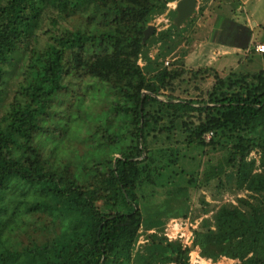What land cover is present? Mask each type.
Returning a JSON list of instances; mask_svg holds the SVG:
<instances>
[{"label": "trees", "instance_id": "16d2710c", "mask_svg": "<svg viewBox=\"0 0 264 264\" xmlns=\"http://www.w3.org/2000/svg\"><path fill=\"white\" fill-rule=\"evenodd\" d=\"M174 1L0 0V264H190L195 247L264 264V52L226 75L186 50L158 62L149 44L169 53L185 29ZM191 190L212 202L187 245L164 226Z\"/></svg>", "mask_w": 264, "mask_h": 264}, {"label": "rangeland", "instance_id": "374dc122", "mask_svg": "<svg viewBox=\"0 0 264 264\" xmlns=\"http://www.w3.org/2000/svg\"><path fill=\"white\" fill-rule=\"evenodd\" d=\"M175 2L176 1L169 3V8L174 9ZM197 2L195 12L191 14L193 17L191 19L188 18V20L185 19L184 22H182V27H185L184 31L181 33L182 35L179 38L172 39L178 40L177 45L173 47L174 49L169 53L165 52L166 50L162 49V44L160 42H154L148 46V55L151 58H155L158 55V62L169 66L172 60H178L179 57H182L183 51L186 50L188 53H185V58L182 57L183 60H185L184 63L186 67L212 66V68L221 75H226L238 69L249 70L255 67L254 64L251 63L250 58L248 59L246 55L251 53V50H249L250 47H253L254 50V46L257 43L264 44V0H198ZM225 2H228L229 5ZM219 4L221 5L219 6ZM202 5L204 6L203 11L198 9V7ZM215 13H226L230 16L234 14L236 19L243 21L253 28H251L253 33L246 50L233 49L234 53H232V51H230L231 48L229 49V47L226 46L227 49L225 46L221 45L223 42H219L212 31L215 25L221 22V20H213V14ZM169 14H161L154 18L149 24H152L156 31L162 30L170 24ZM202 16L207 17L200 20ZM222 16V19H225L224 16L226 15L222 14ZM149 36H151V34ZM218 36L219 35H217V37ZM222 38L224 37L222 36ZM168 42L169 44L172 43L171 40H168ZM217 49L218 51L216 52ZM224 50H226V52H223ZM227 50L230 52L228 51L229 53H227ZM220 55L222 57H219ZM143 63L144 61L139 59V64L142 65ZM261 66L262 63H260V67ZM205 85L209 87L211 85L210 80H208ZM206 138H208V136H206ZM180 197L182 196H178L177 199H183ZM200 197L206 202H212L210 193L207 190L198 192L191 190L188 194V199H186L182 205H171L172 212L178 215L182 213L184 205H188L190 209L189 218L181 219L176 217L169 219L165 224L164 232H168L172 236V239L179 238L182 240L183 244H191L190 230L192 227L196 226L197 222L202 217V210L199 208L201 206L203 207V204L199 200ZM161 198L162 195L155 194L156 201L162 200ZM152 205L153 203L151 204L149 200L150 211L154 210ZM194 215L195 219L191 221ZM141 239L142 237H140V240ZM189 262L190 264H234L235 260L226 258H221L216 262L205 260L198 255V248L195 247L189 253Z\"/></svg>", "mask_w": 264, "mask_h": 264}, {"label": "water", "instance_id": "95a60500", "mask_svg": "<svg viewBox=\"0 0 264 264\" xmlns=\"http://www.w3.org/2000/svg\"><path fill=\"white\" fill-rule=\"evenodd\" d=\"M196 6V0H177L175 2L174 9L176 11V15L173 18V22L179 26L180 23L191 16ZM154 26L152 24H148L144 29L142 41L144 42L148 36L153 32Z\"/></svg>", "mask_w": 264, "mask_h": 264}, {"label": "crops", "instance_id": "0c3cea01", "mask_svg": "<svg viewBox=\"0 0 264 264\" xmlns=\"http://www.w3.org/2000/svg\"><path fill=\"white\" fill-rule=\"evenodd\" d=\"M198 0H196V2H197ZM242 1H245V0H242ZM198 3V2H197ZM225 3H227V5H229L228 4V2H225ZM233 12V11H232ZM226 15V14H225ZM242 15V14H241ZM228 16V17H227ZM223 17V16H222ZM225 17V19H222L221 20V22H218V24L217 25H215V28L214 29H212V31L214 32V34L216 35V38H217V40L220 42H223V43H221V45H223V46H227V47H229V49L231 48V50L230 51H232V53H234L233 52V49H237V50H239L240 48H238V47H234V46H230V45H228L227 43L225 44V41L224 40H226V37L227 38H230L231 37V33H232V31L233 30H228V26H230V22H229V19H233L235 22H238V23H242V24H245L243 21H240L239 19H236L235 17H234V14L232 15V16H230V15H226V16H224ZM242 20V19H241ZM248 25V24H247ZM249 26V25H248ZM250 28H252V27H250ZM234 29V28H233ZM253 29V28H252ZM253 31V30H252ZM217 35H219L218 37H217ZM222 36L224 37V38H222ZM250 42V41H249ZM218 44H220V43H218ZM226 47V48H227ZM228 49V48H227ZM240 50H242V49H240ZM246 50V49H245ZM218 51V49L216 50V52ZM229 50H227V53H229L228 52ZM223 52H226V50H224ZM226 53V54H227ZM226 54H223V55H226ZM218 56V55H217ZM235 56H236V54H235ZM219 57H222L221 55L219 56ZM203 259V258H202ZM206 260V259H205Z\"/></svg>", "mask_w": 264, "mask_h": 264}, {"label": "built area", "instance_id": "2783aa9c", "mask_svg": "<svg viewBox=\"0 0 264 264\" xmlns=\"http://www.w3.org/2000/svg\"><path fill=\"white\" fill-rule=\"evenodd\" d=\"M254 50L256 51V52H260V53H262V52H264V44H261V43H257L255 46H254ZM167 62V61H166ZM165 62V63H166ZM210 135V134H209ZM209 135H207L208 137H209ZM166 230H167V228H166ZM164 235L168 238V239H172V236L168 233V232H164ZM188 245V244H187Z\"/></svg>", "mask_w": 264, "mask_h": 264}]
</instances>
